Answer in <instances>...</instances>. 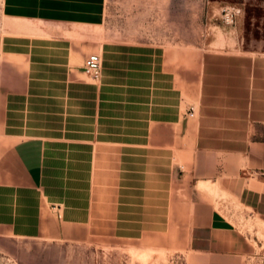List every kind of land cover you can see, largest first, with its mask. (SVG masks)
I'll return each mask as SVG.
<instances>
[{
    "label": "crops",
    "instance_id": "0c3cea01",
    "mask_svg": "<svg viewBox=\"0 0 264 264\" xmlns=\"http://www.w3.org/2000/svg\"><path fill=\"white\" fill-rule=\"evenodd\" d=\"M205 2L190 56L168 40V0L123 18L121 0H1V235H40L54 203L87 235H167L175 206L189 264L248 251L264 224V0ZM224 2L240 5L228 25Z\"/></svg>",
    "mask_w": 264,
    "mask_h": 264
},
{
    "label": "rangeland",
    "instance_id": "374dc122",
    "mask_svg": "<svg viewBox=\"0 0 264 264\" xmlns=\"http://www.w3.org/2000/svg\"><path fill=\"white\" fill-rule=\"evenodd\" d=\"M121 1L122 3L115 4V7H120L122 18L128 16L130 5L133 6L134 12L137 8L138 11L144 10V4L140 3L143 0H137V5L134 2L129 4L127 0ZM227 4L240 7L236 3H219L216 17L222 25L232 23L223 22L220 18V9ZM112 6L110 5L109 9ZM167 12L169 42L183 41L186 54L191 56L192 52L195 53L193 47L203 35L205 0H168ZM1 17L0 0V23ZM120 23L121 27L126 29H146V22L142 19H122ZM177 32L179 35H176ZM172 208L167 235L166 231L165 235H162L141 233L140 229H127L131 234L123 237H102L87 235L83 228L76 226L61 227L47 206L42 204L40 235L0 234V264H189L184 245V213L177 211L175 206ZM241 223L243 225V221ZM251 223L248 220L242 226L249 233H253ZM255 230L256 238L251 240L248 251L240 255L239 261L233 260L230 264H264V224L258 225Z\"/></svg>",
    "mask_w": 264,
    "mask_h": 264
},
{
    "label": "built area",
    "instance_id": "2783aa9c",
    "mask_svg": "<svg viewBox=\"0 0 264 264\" xmlns=\"http://www.w3.org/2000/svg\"><path fill=\"white\" fill-rule=\"evenodd\" d=\"M240 11V7L234 4H227L221 7L220 15L223 22H232L234 16ZM82 72L91 79H96L100 73V56L97 52L87 53L82 60ZM191 109L188 110V115H191ZM264 174V169L261 170ZM59 208L58 204H51L50 213L55 214Z\"/></svg>",
    "mask_w": 264,
    "mask_h": 264
}]
</instances>
